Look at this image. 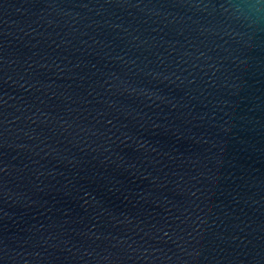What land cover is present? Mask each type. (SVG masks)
Segmentation results:
<instances>
[{
    "label": "water",
    "instance_id": "95a60500",
    "mask_svg": "<svg viewBox=\"0 0 264 264\" xmlns=\"http://www.w3.org/2000/svg\"><path fill=\"white\" fill-rule=\"evenodd\" d=\"M137 137L264 264V0H26Z\"/></svg>",
    "mask_w": 264,
    "mask_h": 264
}]
</instances>
